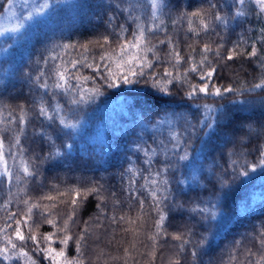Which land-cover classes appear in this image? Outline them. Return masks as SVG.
Wrapping results in <instances>:
<instances>
[{"label":"trees","instance_id":"1","mask_svg":"<svg viewBox=\"0 0 264 264\" xmlns=\"http://www.w3.org/2000/svg\"><path fill=\"white\" fill-rule=\"evenodd\" d=\"M6 2L0 0V12ZM210 2L217 5L212 14L219 11L228 17V24L225 27L213 21L208 33L193 37L187 32V14L208 9ZM166 3L162 24L155 22L161 25L160 29L149 34L152 42L172 37L185 55L192 45L197 61L203 42L211 43L213 52L208 54L209 63L217 69L212 80L201 81L193 73L187 83L168 85V92L153 88L150 81L145 82L147 77L135 85L103 87L102 95L82 106L73 118L81 124L71 138L57 131L58 123L48 126V122L38 117L35 105L41 90L28 77H34L44 67L42 58L49 54L53 44L95 40L111 32L109 17L115 15L118 24H126V14L115 7V0H63L49 22L38 24L36 21L42 18L35 17L16 33L0 38L3 50L0 51V114L5 119L11 114L15 119L21 105L28 111L31 122L21 139L27 150L25 157L36 160L39 169L37 177L27 182L13 180L9 184L5 179L0 183V227L5 224L8 213H16V219L20 218L25 210L23 200L35 201L45 194L55 197L54 201L42 203H55L48 211L62 225L71 214V194L67 190L95 185L101 189L100 198L89 195L83 199L74 217L75 223L70 225L69 235L73 237L87 229L88 238L81 244L83 264H125L126 261L127 264H153L147 255L153 243L148 237L156 232L158 216L148 190L140 186L149 171L154 174L166 168L163 178L168 180L167 198L161 203L166 220L164 231L156 241L155 264H169L170 259L177 258L180 264H255L264 252L259 243L264 232V166L258 164L264 151V90L250 91L253 85L264 80V16L258 14L254 4L248 3L246 15L233 18V0H166ZM139 14L146 26L153 23L143 12ZM217 44L222 45V57L238 45L241 52L251 51L253 44L257 56L220 59L215 55ZM158 47L167 50L166 45ZM184 67L187 65L180 68L181 72ZM155 70L163 71L162 68ZM84 74H90L89 70H84ZM204 83L233 91L221 96L199 93L191 99L186 96L192 84ZM46 99L52 102L50 96ZM61 103L67 108L65 99L61 98ZM206 118L213 123L210 130H205L202 124ZM42 127L52 136L54 145L38 135ZM0 135L10 143L13 132ZM138 144L156 151L150 169L144 163V153L136 151ZM174 144L179 146L173 147ZM65 145H71V151ZM185 149L189 159L181 161L179 155ZM56 150L61 152L60 157L43 164L36 159ZM192 161H195L194 167L190 166ZM130 162L140 170L134 185L135 195L145 202L142 221L134 226L127 223V218H136L140 213L139 199H130L133 193L126 190L127 174L122 175L131 166ZM8 163L14 167L10 157ZM241 171L248 175L240 176ZM58 192L66 194L61 196ZM7 201L11 203L5 209L3 205ZM205 208L209 213L216 212L215 219L200 211ZM121 215L126 217L124 223L111 222L113 216L119 220ZM33 220L39 224L35 229L38 234L55 231L38 213ZM8 223L12 224L11 233L15 224ZM177 234H183L190 241L184 245V251H180L182 241L172 239ZM53 247L59 249L62 245L57 241ZM33 248L29 241L27 250L31 252ZM125 248L129 249L128 257L124 256ZM249 250L256 255H249ZM65 254L69 259L78 256L75 239L69 241ZM11 264L24 262L16 260Z\"/></svg>","mask_w":264,"mask_h":264},{"label":"snow or ice","instance_id":"2","mask_svg":"<svg viewBox=\"0 0 264 264\" xmlns=\"http://www.w3.org/2000/svg\"><path fill=\"white\" fill-rule=\"evenodd\" d=\"M62 2L63 0H40L39 3L34 4L26 19L31 20L35 16L42 18L36 21L38 24L47 23L55 15L57 6ZM11 3L12 0H8V4L11 5ZM248 3L254 4L258 14L264 15V0H233L232 7L235 8L233 18L245 16V8ZM124 4L127 6L123 7ZM222 6L226 7L227 5ZM115 7L126 14L127 26L126 24H118L115 15H113L108 19V28L111 29V32L102 34L95 40H89L86 43L53 44L52 49L48 50L49 54L42 58L44 67L34 77H28L41 90V96L35 105L38 117L48 122V126H54L58 123L59 128L57 131L70 138L81 124L80 120L73 118L82 106L92 103L95 98L102 95L101 89L103 87L118 88L121 85H135L147 77L145 82L150 81L153 88L161 92H168V85L176 82L187 83L190 74L195 73L201 81L210 82L217 71L216 67L209 63L208 54L213 52L211 43L203 42L199 53L200 60L197 61L193 55L196 49L192 45H189L191 51L185 55L183 49L172 37L159 40L157 43L152 42L149 34L160 29L161 25L155 22L160 21L162 24L161 16L167 7L166 0H115ZM215 8H217V5L210 2L208 9L201 8L188 13L187 32L191 33L193 37L199 38L201 33H208L212 29L213 21L226 27L228 17L221 15L219 11H216L213 15L211 10ZM141 12L146 14L153 22L151 25L146 26L141 22L142 17L139 14ZM158 45H166L167 50L160 49ZM221 47L222 45L217 44L215 51V55L220 59L230 61L239 55L257 56L255 44L252 45L251 51L246 52L239 51V45L233 47L226 57L220 56ZM56 49H59V51H55ZM0 51L3 50L0 49ZM162 51L163 55H161ZM40 62V59H38L37 64ZM184 65H187V67H184L183 72H181L180 68ZM157 68H162L163 71H156ZM84 70H89L90 74H84ZM98 81L102 83H98ZM89 84H91L90 87ZM210 87H212L210 83L192 84L186 96L189 99L198 93L221 96L225 92L233 91L231 88L212 87L211 92H209ZM256 89L264 90V80L253 85L250 91ZM49 96L52 98V102L46 99ZM61 98L67 101V108L61 103ZM205 107L209 108V112L212 111L209 106L206 105ZM30 122L29 113L23 105L20 106L19 114L15 119L11 118V114L7 119L0 114V125H4L0 127V133L13 132L10 143H6L5 136L0 135V183H3L5 179L9 184L13 180L27 182L29 179H35L39 174L36 160L25 157L27 150L21 139ZM164 123L171 122L165 121ZM202 124L205 130L213 128V123L209 118L202 121ZM13 125H16V127L13 128ZM38 135L54 145L55 142L52 136L43 127L38 131ZM173 139H176L175 135H173ZM178 146V144L173 145V147ZM65 149L71 151V145H65ZM136 151L144 153L146 157L144 163L149 165L150 169L152 156L156 155L155 149L149 151L138 144ZM60 156L61 152L56 150L48 152L44 157L37 156L36 159L39 160L40 164H43ZM9 157L13 160L14 167L9 165ZM260 157L258 164L264 166V151L260 153ZM188 159V151L185 149L179 155V160L187 161ZM194 165L195 161H192L190 166L194 167ZM255 167V165L252 166L253 170H255ZM166 171V168L157 170L154 174L149 171V175L144 177L145 183L140 186L142 189L148 190V195L153 201V209L158 216L155 221L156 232L148 237L153 243L152 250L147 255L151 257L153 264H155L156 259V241L161 232L164 231L163 225L166 220L164 211L161 208L162 201L167 198L165 193L167 192L168 180L163 178ZM124 174H127L128 179L126 190L133 193L130 199H139L135 195L134 185L140 170L134 164H131V166L124 169L122 175ZM239 175L247 176L248 173L241 171ZM193 179H195V176H193ZM55 187L53 185V188ZM100 191V187L95 185L83 189L74 187L67 190L71 194V214L64 219L62 225L48 211L50 207L54 208L56 206L55 203H42V201H54V196L45 194L35 201L31 198L23 200L25 210L20 218L16 219V213H8L5 224L0 227V261L5 262V264H11L12 261L16 260H21L24 264H43L44 261H48L49 264H83L81 244L88 238L87 229L83 230L78 237H73L69 235L70 225L75 223L74 217L83 199L89 195H96L99 199ZM58 194L63 196L66 193L58 192ZM9 203L11 201H7L3 207L6 209ZM114 203L118 204L119 201H114ZM144 204V200L139 199L140 213L136 218H127L129 225L134 226L138 221H142ZM97 207L99 208L101 205L98 204ZM213 208H215V205H213ZM200 211L209 213L207 208ZM36 213L43 221L50 224L55 231L43 235L38 234L35 229L39 228V224L33 220ZM209 214L215 219V211ZM8 221L15 224V228L11 233L9 229L12 228V224ZM125 221L126 217L124 215H121L119 220L115 216L111 218L112 223H124ZM24 229H27V232ZM132 230L135 233L136 229L133 228ZM124 231H129V229H124ZM260 236L259 243L261 248H264V232ZM73 239H75L78 256L69 259L65 253L69 241ZM172 239L182 241L180 251H184V245L190 243L189 240L183 238V234L173 235ZM17 241H19V244ZM29 241L34 245L31 252L27 250ZM57 241L62 245L59 249L53 247V244ZM199 243L202 245L204 240L202 239ZM129 255V249L125 248L124 256L128 257ZM192 255L195 257L196 252L193 251ZM249 255L255 256L256 254L249 250ZM125 264H127V261ZM169 264H180V260L178 258L170 259ZM255 264H264V252L259 254Z\"/></svg>","mask_w":264,"mask_h":264},{"label":"rangeland","instance_id":"3","mask_svg":"<svg viewBox=\"0 0 264 264\" xmlns=\"http://www.w3.org/2000/svg\"><path fill=\"white\" fill-rule=\"evenodd\" d=\"M39 2L40 0H12L11 5H9L7 0L3 10L0 12V38L16 33L25 23L30 21L26 17L34 4Z\"/></svg>","mask_w":264,"mask_h":264}]
</instances>
